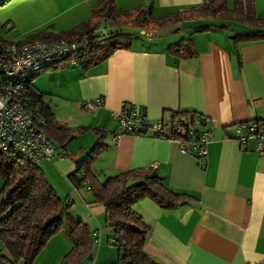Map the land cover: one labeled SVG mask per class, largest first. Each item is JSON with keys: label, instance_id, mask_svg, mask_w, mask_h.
<instances>
[{"label": "crops", "instance_id": "obj_1", "mask_svg": "<svg viewBox=\"0 0 264 264\" xmlns=\"http://www.w3.org/2000/svg\"><path fill=\"white\" fill-rule=\"evenodd\" d=\"M203 1L115 0V7L147 5L153 14L164 15ZM254 3L256 13L264 16V0ZM155 5L162 12L155 11ZM203 20L175 24L179 33L169 40L147 37L136 45L131 41V47H119L88 67H48L43 79H33L56 120L90 127L73 135L66 155L57 151L54 142L55 156L42 159L44 164L38 162L95 238L90 255L78 264H105L118 254L111 244L103 203L92 201L89 192L72 186L67 178L75 160L94 143L93 127L103 129L105 141L91 160L98 178L124 169L150 168L166 187L188 194L169 208L151 197H141L132 205L148 225L143 246L150 257L162 264H264V153L255 152L251 139L242 143L232 137L235 124L264 118V39L234 40L231 33L247 29L235 20H225L232 23L228 27L223 19H211L215 25L197 30L195 26L206 23ZM182 36L195 43L194 57L168 51L166 44ZM96 98L99 103L88 109L84 102ZM123 102L138 105L151 120L172 110L199 113L205 118L199 128L208 131L205 160L182 152L176 140L163 135L123 132L114 137L113 111ZM70 244L66 231L54 232L30 263L58 264ZM5 260L0 264H7Z\"/></svg>", "mask_w": 264, "mask_h": 264}, {"label": "trees", "instance_id": "obj_2", "mask_svg": "<svg viewBox=\"0 0 264 264\" xmlns=\"http://www.w3.org/2000/svg\"><path fill=\"white\" fill-rule=\"evenodd\" d=\"M91 10L94 15L91 21H81L76 26L56 31L46 26L18 39L6 40L24 44L33 39H72L78 41L79 49L77 63L72 64L88 67L119 47H131L134 33L123 30L120 15L128 17L129 27L140 29L167 28L181 21L205 19L203 22L206 23L195 26L197 30H205L215 25L211 19L235 20L247 29L231 33L234 40L264 39V16L256 13L254 0H232L231 4L229 0H204L164 15L153 14L147 5L123 10L115 7L113 0H96ZM101 23L102 30L98 31ZM166 45L168 51L178 57H194L196 53L190 37L182 36ZM57 66L46 64L42 70ZM40 71L26 75L21 96L28 98L32 106L37 105L42 120L34 114L33 125L51 137L57 151L66 155V145L73 135L89 126H68L56 120L50 106L42 100L43 94L32 84L35 74ZM176 113H185L189 117L198 115L202 123L205 120L199 113L189 110H176ZM102 130L93 127L94 143L85 156L75 160V167L67 173V178L72 186L89 192L88 198L92 201L103 203L105 222L111 227V244L118 249L115 259L105 264H162L144 250L148 225L132 205L141 197H151L160 207L169 208L188 194L166 187L150 168L124 169L104 179L98 178L91 169V160L105 145ZM0 177L3 180L0 185V260L6 257L4 262L7 264H31L52 233L62 230L67 232L72 244L58 264H78L80 259L90 255L95 243L91 228L70 210L72 203L58 195L38 162L30 161L24 153L13 148H0Z\"/></svg>", "mask_w": 264, "mask_h": 264}, {"label": "built area", "instance_id": "obj_3", "mask_svg": "<svg viewBox=\"0 0 264 264\" xmlns=\"http://www.w3.org/2000/svg\"><path fill=\"white\" fill-rule=\"evenodd\" d=\"M78 41L61 37L56 39H33L28 43L16 44L10 40H0V148H13L24 153L36 163L49 160L56 154L55 143L43 130L33 125L34 114L42 119L37 105L21 96L26 75L40 71L46 64L70 65L77 63ZM100 98L84 102L88 109H94ZM136 104L125 105L123 102L118 111H113L117 122L114 137L126 132L140 133L174 139L182 152L193 153L198 160H205L208 131L199 128L201 118L198 115L189 117L176 110L167 111L164 115L151 120ZM232 137L239 142L254 141L257 154L264 153V118L249 119L235 124ZM252 264H260L253 262Z\"/></svg>", "mask_w": 264, "mask_h": 264}, {"label": "rangeland", "instance_id": "obj_4", "mask_svg": "<svg viewBox=\"0 0 264 264\" xmlns=\"http://www.w3.org/2000/svg\"><path fill=\"white\" fill-rule=\"evenodd\" d=\"M113 1L116 6L115 0ZM95 2L96 0H62L60 4L58 0H4L0 3V38L15 40L46 26L56 31L76 26L81 21H91L94 17L91 9ZM117 4L119 3L117 2ZM155 9H157L155 11L162 12L156 5ZM119 19V22H123V30L134 33L132 42L135 45L147 37L152 39L157 37L160 39H158L159 41H165L175 35V32L179 33L175 24L169 25L167 28H143V31H140L141 29L135 28V26L129 27L128 17L120 15ZM226 23L228 27H231L232 23ZM102 27L103 23L98 26V31L102 30ZM149 30H155L153 35L148 33ZM46 70L47 68L35 74L34 78L41 77L43 79ZM42 162L41 160L39 163L44 164ZM64 231L62 230V232Z\"/></svg>", "mask_w": 264, "mask_h": 264}, {"label": "water", "instance_id": "obj_5", "mask_svg": "<svg viewBox=\"0 0 264 264\" xmlns=\"http://www.w3.org/2000/svg\"><path fill=\"white\" fill-rule=\"evenodd\" d=\"M4 2V0H0V3Z\"/></svg>", "mask_w": 264, "mask_h": 264}]
</instances>
